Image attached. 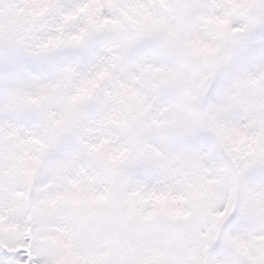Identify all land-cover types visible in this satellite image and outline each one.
Wrapping results in <instances>:
<instances>
[{
    "label": "snow or ice",
    "instance_id": "obj_1",
    "mask_svg": "<svg viewBox=\"0 0 264 264\" xmlns=\"http://www.w3.org/2000/svg\"><path fill=\"white\" fill-rule=\"evenodd\" d=\"M0 264H264V0H0Z\"/></svg>",
    "mask_w": 264,
    "mask_h": 264
}]
</instances>
